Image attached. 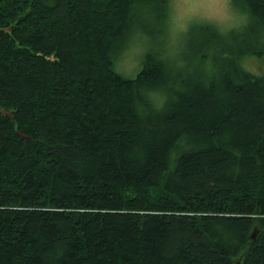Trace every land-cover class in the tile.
<instances>
[{
	"label": "trees",
	"instance_id": "1",
	"mask_svg": "<svg viewBox=\"0 0 264 264\" xmlns=\"http://www.w3.org/2000/svg\"><path fill=\"white\" fill-rule=\"evenodd\" d=\"M231 4L129 76L169 0H0V264H264V0Z\"/></svg>",
	"mask_w": 264,
	"mask_h": 264
},
{
	"label": "rangeland",
	"instance_id": "2",
	"mask_svg": "<svg viewBox=\"0 0 264 264\" xmlns=\"http://www.w3.org/2000/svg\"><path fill=\"white\" fill-rule=\"evenodd\" d=\"M234 7L231 4V0H219V2L202 0L199 3L169 0L170 13L166 17L162 14V19L165 20L167 26L166 32L163 24L156 22L157 19L153 14L142 15L138 21L143 24L137 25L133 30V32H139L133 34L132 39L127 44L129 47L124 48V52L118 55V64L116 66L126 73L125 75H134L140 62L138 54L140 55L139 48L141 46L144 45V51L155 52L157 47H159L158 42L161 39V35L165 34V36L167 35L169 49L175 51L181 42V38L188 36L189 25L193 22L214 23L218 29L224 30H228L231 27L240 28L242 24L248 23L249 20L247 15L241 11L240 6L235 7V9ZM162 26L163 29H161ZM191 41L190 35L187 43L190 44ZM187 51L190 52L191 48L187 47ZM178 63H181V61ZM242 65L256 74H264V56H246L242 60Z\"/></svg>",
	"mask_w": 264,
	"mask_h": 264
},
{
	"label": "snow or ice",
	"instance_id": "3",
	"mask_svg": "<svg viewBox=\"0 0 264 264\" xmlns=\"http://www.w3.org/2000/svg\"><path fill=\"white\" fill-rule=\"evenodd\" d=\"M185 3H199L202 0H184ZM212 2H219V0H212Z\"/></svg>",
	"mask_w": 264,
	"mask_h": 264
},
{
	"label": "water",
	"instance_id": "4",
	"mask_svg": "<svg viewBox=\"0 0 264 264\" xmlns=\"http://www.w3.org/2000/svg\"><path fill=\"white\" fill-rule=\"evenodd\" d=\"M4 111V110H3Z\"/></svg>",
	"mask_w": 264,
	"mask_h": 264
}]
</instances>
